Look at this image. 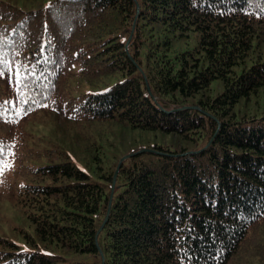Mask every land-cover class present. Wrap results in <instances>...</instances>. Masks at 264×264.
Instances as JSON below:
<instances>
[{
  "label": "trees",
  "instance_id": "1",
  "mask_svg": "<svg viewBox=\"0 0 264 264\" xmlns=\"http://www.w3.org/2000/svg\"><path fill=\"white\" fill-rule=\"evenodd\" d=\"M0 162V264H264V0H0Z\"/></svg>",
  "mask_w": 264,
  "mask_h": 264
},
{
  "label": "rangeland",
  "instance_id": "2",
  "mask_svg": "<svg viewBox=\"0 0 264 264\" xmlns=\"http://www.w3.org/2000/svg\"><path fill=\"white\" fill-rule=\"evenodd\" d=\"M46 0H43L45 2ZM20 7H29L31 5L26 4L24 2L17 3ZM35 6V5H34ZM220 87L217 84V81H213L210 85L207 94L210 96H216L218 92H220ZM259 107L257 110H260ZM237 111L239 114H249L253 111L250 105L245 107H237ZM39 115L34 119L32 129L38 131L41 134H49V132L53 129L51 123L53 122L51 119L43 118L42 120H38ZM59 122V121H58ZM60 123V122H59ZM52 127V129H50ZM91 135H96V133L102 132L106 137V145L105 149L115 156L116 159L123 157L131 153L133 150L137 149H145L150 144H169L172 148H180L181 144L176 142L177 139L175 137L165 135L159 133L157 131H141L136 129H127L117 124H107V125H95L90 127L89 129L85 128ZM67 138V135L64 134ZM187 149H191L189 144H185ZM136 152V151H135ZM84 156L79 151L77 155V159L79 161H84ZM20 215L16 212L11 206L4 196L0 195V235L5 237H13L15 235L11 228L17 222H21ZM32 248L27 249L29 252ZM36 252H42L46 255H53L58 258V261L61 262L63 259L72 260V261H82L86 260V256L83 255H74L71 251L62 247H38Z\"/></svg>",
  "mask_w": 264,
  "mask_h": 264
},
{
  "label": "water",
  "instance_id": "3",
  "mask_svg": "<svg viewBox=\"0 0 264 264\" xmlns=\"http://www.w3.org/2000/svg\"><path fill=\"white\" fill-rule=\"evenodd\" d=\"M146 151H149V150H148V149H140V150H138V151H136V152H131V153H129V154H127V155H124L123 157L120 158V160L118 161L117 167H116V169H115L114 175H113L112 184H111V194H112V191H113V187H114V183H115V178H116L117 170H118V168H119L121 162H122L124 159H126V158L132 156L133 154L141 153V152H146ZM110 197H111V196H110ZM109 205H110V200H109ZM109 205H108V209H107V214H108V210H109ZM106 219H107V215L105 216L104 221H103L101 227L99 228V230L102 228V226H103L104 222L106 221ZM99 230L97 231V233L99 232ZM96 235H97V234H96ZM101 264H103V261H102Z\"/></svg>",
  "mask_w": 264,
  "mask_h": 264
},
{
  "label": "snow or ice",
  "instance_id": "4",
  "mask_svg": "<svg viewBox=\"0 0 264 264\" xmlns=\"http://www.w3.org/2000/svg\"><path fill=\"white\" fill-rule=\"evenodd\" d=\"M19 76H20V74L17 73V78L18 79H19ZM4 167H11V165L10 164H7L5 162H0V171H2Z\"/></svg>",
  "mask_w": 264,
  "mask_h": 264
}]
</instances>
